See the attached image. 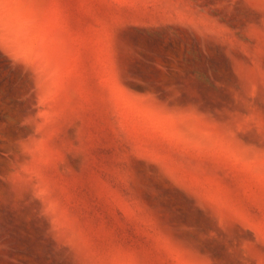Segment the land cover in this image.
Masks as SVG:
<instances>
[{
    "label": "rangeland",
    "instance_id": "obj_1",
    "mask_svg": "<svg viewBox=\"0 0 264 264\" xmlns=\"http://www.w3.org/2000/svg\"><path fill=\"white\" fill-rule=\"evenodd\" d=\"M0 264H264V0H0Z\"/></svg>",
    "mask_w": 264,
    "mask_h": 264
}]
</instances>
